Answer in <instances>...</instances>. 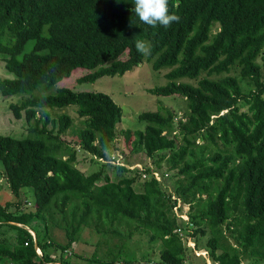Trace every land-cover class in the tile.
I'll list each match as a JSON object with an SVG mask.
<instances>
[{
    "label": "trees",
    "instance_id": "obj_1",
    "mask_svg": "<svg viewBox=\"0 0 264 264\" xmlns=\"http://www.w3.org/2000/svg\"><path fill=\"white\" fill-rule=\"evenodd\" d=\"M133 9L134 0H0V55L13 76L0 79V95H27L10 110L16 119L24 112L29 124L23 139L0 135V164L17 201L24 188L35 195L28 211L19 202L0 204V264H69L49 250L67 251L85 227L99 231L101 221L148 231L149 242L160 244L159 264H184V238L200 249L198 239L207 234L203 249L213 264L264 259V0H169V14L180 20L168 28L142 23ZM137 41L150 54L138 52ZM144 60L157 71L172 67L169 83L150 93L178 95L186 106L179 117L168 109L139 114L144 129L127 131L123 144L150 159L169 152L161 157L165 170L150 166L113 180L100 164L83 174L77 150L62 138L72 119L62 113L50 129L51 119L38 110L77 106L79 150L97 161L120 150L121 107L100 91L32 92L79 68L89 73L78 83H94ZM233 68L239 78L228 75ZM184 77L197 83L180 82ZM179 200L189 205L188 220L175 212ZM56 222L65 245L49 241L48 225Z\"/></svg>",
    "mask_w": 264,
    "mask_h": 264
},
{
    "label": "rangeland",
    "instance_id": "obj_2",
    "mask_svg": "<svg viewBox=\"0 0 264 264\" xmlns=\"http://www.w3.org/2000/svg\"><path fill=\"white\" fill-rule=\"evenodd\" d=\"M3 60H5V57L0 55V79L13 78V76L5 69ZM171 69L172 67H164L157 71L153 68V63L144 60L138 67L126 74L103 76L98 78L94 83L88 82L81 84L78 83V79L87 75L89 71L79 68L75 70L70 77L63 79L54 87H50L47 91L43 92L39 86L32 93L53 95L58 88H68L74 92L100 91L111 96L115 103H117L122 109V121L118 125V145L120 150L108 154V159L114 162H102L99 159L94 161L95 159H93L92 156L79 150L78 132L83 128V119H80L77 116V106L71 105L62 110L41 108L38 110V115L41 114V112H44L49 116V119H51L49 124L50 129L54 127V121L57 126V117L60 114L64 113L68 115L72 119V125L69 130L62 135V138L77 150V168L83 172V174L88 175L96 171L100 164H105V171L109 174L111 179L116 180L120 177L130 176V172L132 174V172L138 170L132 169L134 171H131V168H134L137 165L140 169L152 166L161 171L165 170L167 163L165 160H161V157L164 155L168 156L169 152H165L164 154H160V156L157 155L154 159H150L144 153H134L132 150H127L123 143L125 142V133L127 131L134 133L144 129L145 124L140 123L138 118V115L141 113L168 109L170 111L172 110L175 115L177 114V117L183 115L182 113H184L186 102L180 96L171 95L164 97L150 93V91L164 87L169 83L166 74L170 72ZM226 75L227 74L222 75V77ZM228 75L239 78V68H233ZM203 76H205V74ZM211 78L216 79L219 77L213 76ZM179 81L194 84L197 83V80L187 77L181 78ZM26 96L27 95L23 94L4 99L0 95V135L11 136L16 139H23L27 136L29 124L27 120H25L24 112L21 113L20 119H16L10 110V105L20 104L24 101ZM57 130L58 129L56 128L55 132H57ZM177 140L178 143L181 142L180 138ZM113 155H122L123 158L125 157L126 164L125 158L123 162H120L117 159H113ZM120 166L126 168L128 171L122 172L121 170H118ZM173 173L174 171L170 172L169 179L164 181V186L167 192H172L175 181ZM142 180L143 179H140L139 182L134 185L136 191H140ZM5 182L4 172L0 164V204L5 205L8 202L15 204L16 202H19L21 209L24 208L23 210L25 211L30 210L32 204H30L29 201L35 203L33 189L31 187L24 188L20 199L17 201L8 191ZM186 211V206L181 203V207L177 209V212L183 214L186 213ZM56 218L59 219V216H56ZM34 225L40 229L44 224L43 222H36ZM48 226L49 241L58 245H65L66 233L59 226L58 222L53 225L50 223ZM114 229L119 232H113ZM30 231H33L35 237V230ZM129 231H131V235H129ZM227 235L230 237L229 233H227ZM209 236L210 235L207 234L198 239L200 249L193 247L194 241L192 238L189 236L184 238V244L187 249L184 264H213L209 260L207 250L203 249ZM149 238L150 233L148 231L139 229L135 225L128 227L125 223H120L118 221H114L113 224L101 221L99 231L95 228L94 224L85 227L81 236L78 237L77 241L73 243L67 251L63 253L52 249L49 251L51 256L53 258L55 257L57 261L66 260L69 264H109L112 256L117 254L118 251L121 252V255L114 264H159L160 244H151ZM229 241L234 243L233 239H230ZM241 264H264V259L260 257L244 256Z\"/></svg>",
    "mask_w": 264,
    "mask_h": 264
},
{
    "label": "clouds",
    "instance_id": "obj_3",
    "mask_svg": "<svg viewBox=\"0 0 264 264\" xmlns=\"http://www.w3.org/2000/svg\"><path fill=\"white\" fill-rule=\"evenodd\" d=\"M133 11L142 23L151 27L160 25L168 28L180 20L175 13L169 14V0H134ZM136 48L142 54H150L149 46L143 41H137Z\"/></svg>",
    "mask_w": 264,
    "mask_h": 264
},
{
    "label": "built area",
    "instance_id": "obj_4",
    "mask_svg": "<svg viewBox=\"0 0 264 264\" xmlns=\"http://www.w3.org/2000/svg\"><path fill=\"white\" fill-rule=\"evenodd\" d=\"M113 157V159H117V160H119L120 162H123V160H124V158L122 157V155H116V156H112ZM111 157V158H112ZM99 160H101L102 162H114V161H110L109 159H108V155H107V157H105V158H100ZM123 164V163H122ZM132 169H140L139 168V166L137 165V166H135L134 168H131V170ZM154 175V177L157 179V180H159V176H158V174L157 173H154L153 174ZM143 178L145 177L144 175L142 176ZM181 203H183L181 200H179L178 201V203H177V205L175 206V212L178 214V216L179 217H181V218H183V219H186V220H188V211H189V205L188 204H185V203H183L185 206H186V208H187V211H186V213H183V214H180V213H178L177 212V209L178 208H180L181 207ZM32 232V231H31ZM33 234V237H34V233H32ZM26 244V243H25ZM193 244H194V242H193ZM193 247H195V244L193 245ZM37 251L40 253V251H39V249L37 248Z\"/></svg>",
    "mask_w": 264,
    "mask_h": 264
}]
</instances>
